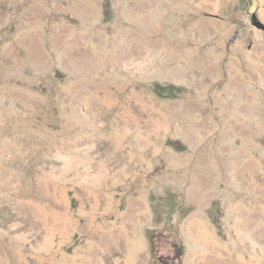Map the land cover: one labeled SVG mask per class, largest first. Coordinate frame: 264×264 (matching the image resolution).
<instances>
[{
  "label": "rangeland",
  "instance_id": "rangeland-1",
  "mask_svg": "<svg viewBox=\"0 0 264 264\" xmlns=\"http://www.w3.org/2000/svg\"><path fill=\"white\" fill-rule=\"evenodd\" d=\"M0 264H264V0H0Z\"/></svg>",
  "mask_w": 264,
  "mask_h": 264
},
{
  "label": "trees",
  "instance_id": "trees-1",
  "mask_svg": "<svg viewBox=\"0 0 264 264\" xmlns=\"http://www.w3.org/2000/svg\"><path fill=\"white\" fill-rule=\"evenodd\" d=\"M252 6H253V8L255 9V4H252ZM151 234H152V233H151ZM148 237H149V240H150V242H151V241H152V238H153V236L149 235Z\"/></svg>",
  "mask_w": 264,
  "mask_h": 264
}]
</instances>
